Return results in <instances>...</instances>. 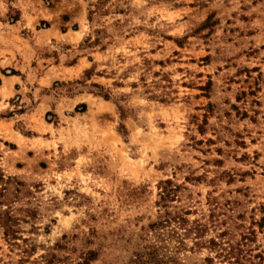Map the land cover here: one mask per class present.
I'll list each match as a JSON object with an SVG mask.
<instances>
[{
	"label": "rangeland",
	"instance_id": "rangeland-1",
	"mask_svg": "<svg viewBox=\"0 0 264 264\" xmlns=\"http://www.w3.org/2000/svg\"><path fill=\"white\" fill-rule=\"evenodd\" d=\"M207 258L264 264V0H0V264Z\"/></svg>",
	"mask_w": 264,
	"mask_h": 264
},
{
	"label": "trees",
	"instance_id": "trees-1",
	"mask_svg": "<svg viewBox=\"0 0 264 264\" xmlns=\"http://www.w3.org/2000/svg\"><path fill=\"white\" fill-rule=\"evenodd\" d=\"M168 195V191H164L163 192V198H165L166 196ZM168 213L169 212H167L166 214H167V216H165V218L164 219H161V221L159 222V225L160 224H162V225H166V224H170V222H171V217H170V215H168ZM180 221L182 222V223H184L185 221H186V219H185V217L184 216H180ZM155 225V224H154ZM196 229L198 230V231H200V230H202V226L201 225H199L198 227H196ZM210 243H212L214 246H216V247H218L219 248V251H225L226 249H227V246L228 245H226V242H222V241H219V240H216V239H211L210 240ZM155 251H156V249L153 251V258L155 259ZM207 260L209 261L208 262V264L209 263H211V262H213V260L211 259V258H207ZM160 261H162V259H159L158 260V264H161L160 263ZM165 264V263H164ZM249 264H255L253 261H251Z\"/></svg>",
	"mask_w": 264,
	"mask_h": 264
}]
</instances>
